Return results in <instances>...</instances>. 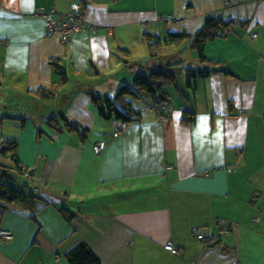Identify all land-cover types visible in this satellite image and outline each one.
I'll return each mask as SVG.
<instances>
[{"label": "crops", "instance_id": "obj_1", "mask_svg": "<svg viewBox=\"0 0 264 264\" xmlns=\"http://www.w3.org/2000/svg\"><path fill=\"white\" fill-rule=\"evenodd\" d=\"M79 1L87 26L64 43L46 36L38 9L65 13ZM207 15L233 21L204 47L232 74L218 68L194 90L168 85L165 118L131 98L140 118L119 131V121L99 115L92 94L112 96L157 64L147 33L192 35ZM188 39L179 45L193 52ZM167 57L174 55L167 51L160 65ZM61 71L66 81L53 90ZM184 107L194 111L192 123L183 122ZM16 114L26 116L22 127ZM50 115L87 128L86 137L49 128ZM3 139L16 141L18 160L32 170L26 186L46 204L33 220L22 205L1 206L0 230L12 238L0 239V264H68L64 255L81 242L102 264H191L195 256L202 264H264V0H0ZM100 140L105 147L95 153ZM197 227L203 242L192 237Z\"/></svg>", "mask_w": 264, "mask_h": 264}, {"label": "trees", "instance_id": "obj_2", "mask_svg": "<svg viewBox=\"0 0 264 264\" xmlns=\"http://www.w3.org/2000/svg\"><path fill=\"white\" fill-rule=\"evenodd\" d=\"M77 3L83 8V17L78 24L80 27L84 28L87 26L84 24V2L79 1ZM73 6L65 13H58L53 8L46 9L44 7H40L38 9V14L42 8L44 12L50 13V20L59 22L69 17L68 13L72 12ZM44 21L46 27L47 20L44 19ZM232 22V20H224L219 17L217 18L207 15L204 17L203 26L192 35L184 29L168 31L164 36L147 33L144 38L146 42L147 55L151 60L159 59L160 55L158 54L162 51V49H165L168 46L176 47L184 40L187 41L188 37L192 36V38H189L190 40L188 39V41L192 44L193 52L196 56L194 60L187 61L183 74L185 87L194 90L198 78L209 75L211 71H218V68H220L219 71H222L225 74H232V72L224 66L225 63L215 60L214 58H209L204 53L206 42L212 41L215 38L225 37L232 27ZM70 35L67 36V40ZM166 64L168 65L169 63ZM155 65L156 64L150 67L147 71H136L128 82L119 83L112 96L100 98L95 94L91 95L97 111L103 119L119 121V127L117 128L118 131L127 124L137 121L141 115V111L133 107L127 98L142 100L145 104H148L150 108L155 110L158 118L166 117L165 109L167 104L171 101L166 87L169 85L177 88V80L175 79V74L169 67L167 68L164 66L165 68H162ZM57 72H59V70ZM59 74H61V77L59 76L58 80L55 81L53 90L66 81L64 73L61 71ZM50 94L53 93L51 92ZM159 106H163V108L158 109ZM13 118L18 120L21 127L26 120V116L20 114L13 115ZM182 120L187 124L192 123L194 121V111L184 107L182 109ZM46 124L49 128L58 132L63 130L69 132L76 131L82 139L86 137V132L88 131L87 128H78L77 124L68 123L66 120H59L58 122L55 115H50L46 120ZM41 132V129L37 128V133L39 134ZM1 141L2 140H0V156L8 158L9 163H0V208L1 206H10L13 203L19 204L20 206L22 205L21 207H24L28 211L30 218L33 220L34 214L41 207L40 205H44L46 203H42L41 196L38 193H35L33 189L27 187L30 182L29 180H26L23 175L26 173L30 179L32 170H29L28 167L23 165L18 160L16 155V141L10 139ZM17 176L23 177L25 181L24 185L17 181ZM61 210H63L65 214L66 211L69 212L67 208H61ZM66 216L67 219H69V216ZM222 222L223 220L220 218L216 219L217 225H221ZM220 230H222V228H220ZM198 233L204 236L200 228L197 227L192 231L193 239L197 242H203L204 238H197ZM216 237L214 235L211 239H215L216 241L214 242H219ZM202 244L201 249L208 246L207 243ZM174 246L176 248V252L174 253L167 250L164 246L163 247L167 250V252L175 256H183V248L176 245ZM64 257L68 264H102L99 257L84 242L74 246L66 252ZM191 264H202L200 256H195Z\"/></svg>", "mask_w": 264, "mask_h": 264}, {"label": "built area", "instance_id": "obj_3", "mask_svg": "<svg viewBox=\"0 0 264 264\" xmlns=\"http://www.w3.org/2000/svg\"><path fill=\"white\" fill-rule=\"evenodd\" d=\"M39 14L41 15L43 19L47 20L46 27H45V35L46 36H51L53 34L58 35L63 42L67 40L68 35L74 32H77L82 28L79 26L78 22L83 17V8L78 3L73 6L72 12L68 13L69 17L59 22H54L50 20L49 19L50 13L44 12L42 8L40 9ZM90 28L94 30L93 26H90ZM162 108L163 106H159L158 109H162ZM104 147H105V142L103 140H100L92 146L93 152L95 153L100 152L104 149ZM170 167H171L170 164L167 165V168H170ZM23 177L26 180L30 181L26 173L23 175ZM10 238H12V233L10 231L0 230V239L3 240V239H10ZM197 238H202V235L198 233ZM164 247L167 250L171 251L172 253L176 252V248L174 244L166 243L164 244Z\"/></svg>", "mask_w": 264, "mask_h": 264}, {"label": "rangeland", "instance_id": "obj_4", "mask_svg": "<svg viewBox=\"0 0 264 264\" xmlns=\"http://www.w3.org/2000/svg\"><path fill=\"white\" fill-rule=\"evenodd\" d=\"M170 49L167 50V49H164L162 50V52H160L158 55L159 56V59H156L155 61L157 62V64L155 66L157 67H162V68H165V67H169L171 69V71L175 74V79L178 81L179 85L181 86V84H184V80L180 77V76H183V73L182 71H179V70H184L186 64H187V61H184V57H187V56H192V57H195L196 54H194L192 51L189 50V48H187V45L186 44H181L179 46H170L169 47ZM170 52V55H174L173 58H168L166 59V61L164 62L163 65H160L161 62H162V55H164L166 52ZM192 52V53H191ZM173 53V54H172ZM184 56V57H183ZM187 59V58H186ZM169 64L167 65L166 62L169 61ZM166 64V66H165ZM147 66V64H143V67ZM165 66V67H164ZM134 68V65H133V61L129 60L128 59V62L126 63V67L125 69L126 70H132ZM143 70H149V66H147L145 69ZM120 72V71H119ZM184 78V76H183ZM170 89H173L174 87L171 86L169 87ZM5 140V139H3ZM2 140V141H3ZM1 141V142H2ZM0 163L2 164H8L9 163V159L8 158H5V157H2L0 156ZM203 238V236H202ZM201 238V239H202ZM199 242V241H198ZM166 244V243H165ZM200 246V245H199ZM101 248V247H100ZM171 254V253H170ZM172 255V254H171ZM179 257H181L180 255H178ZM172 258V257H171Z\"/></svg>", "mask_w": 264, "mask_h": 264}, {"label": "clouds", "instance_id": "obj_5", "mask_svg": "<svg viewBox=\"0 0 264 264\" xmlns=\"http://www.w3.org/2000/svg\"><path fill=\"white\" fill-rule=\"evenodd\" d=\"M30 182V181H29Z\"/></svg>", "mask_w": 264, "mask_h": 264}]
</instances>
